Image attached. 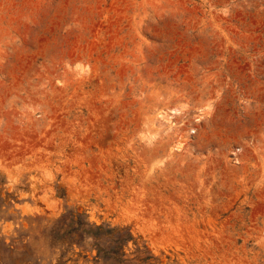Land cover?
<instances>
[{
  "label": "rangeland",
  "instance_id": "obj_1",
  "mask_svg": "<svg viewBox=\"0 0 264 264\" xmlns=\"http://www.w3.org/2000/svg\"><path fill=\"white\" fill-rule=\"evenodd\" d=\"M0 264H264V0H0Z\"/></svg>",
  "mask_w": 264,
  "mask_h": 264
}]
</instances>
